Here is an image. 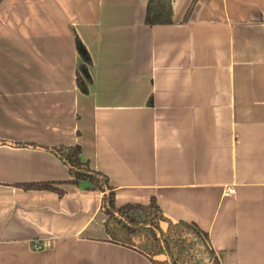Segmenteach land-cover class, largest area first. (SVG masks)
Returning a JSON list of instances; mask_svg holds the SVG:
<instances>
[{
  "label": "crops",
  "instance_id": "1",
  "mask_svg": "<svg viewBox=\"0 0 264 264\" xmlns=\"http://www.w3.org/2000/svg\"><path fill=\"white\" fill-rule=\"evenodd\" d=\"M192 2L159 25L148 0L0 2V264H155L110 240L102 190L10 142L79 144L118 205L154 198L220 264H264V0ZM44 181L58 190L18 185Z\"/></svg>",
  "mask_w": 264,
  "mask_h": 264
},
{
  "label": "trees",
  "instance_id": "2",
  "mask_svg": "<svg viewBox=\"0 0 264 264\" xmlns=\"http://www.w3.org/2000/svg\"><path fill=\"white\" fill-rule=\"evenodd\" d=\"M195 1L193 0L186 16ZM173 16V0H148L145 14L148 25L171 24ZM76 46L82 59L76 75L77 85L83 93H89L93 81L90 72L92 57L78 35ZM2 143L9 142L0 139V144ZM10 143L39 147L52 152L68 167L71 183L77 184L82 179H87L93 188L102 190L101 210L107 216L105 228L112 242L141 252L155 264H220L210 244L209 233L196 222L174 221L163 212L154 198L147 204L129 202L118 205L108 176L83 160L81 145ZM53 184L54 182L44 181L23 182L18 185L27 189L58 190Z\"/></svg>",
  "mask_w": 264,
  "mask_h": 264
},
{
  "label": "built area",
  "instance_id": "3",
  "mask_svg": "<svg viewBox=\"0 0 264 264\" xmlns=\"http://www.w3.org/2000/svg\"><path fill=\"white\" fill-rule=\"evenodd\" d=\"M47 246H49V243L46 242V243H44V244H42V245H41V244H37L36 247H37V248H43V247H47Z\"/></svg>",
  "mask_w": 264,
  "mask_h": 264
}]
</instances>
